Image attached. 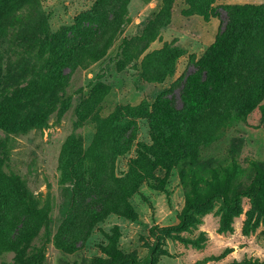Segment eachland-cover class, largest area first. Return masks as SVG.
Returning a JSON list of instances; mask_svg holds the SVG:
<instances>
[{
  "label": "rangeland",
  "instance_id": "rangeland-1",
  "mask_svg": "<svg viewBox=\"0 0 264 264\" xmlns=\"http://www.w3.org/2000/svg\"><path fill=\"white\" fill-rule=\"evenodd\" d=\"M202 1L0 0V121L38 116L26 129L0 125V195L10 200L2 179L14 175L34 198L35 215L59 222L66 167L69 173L81 159L87 165L103 156L102 193L142 176L130 198L135 218L110 213L91 226L89 212L101 203L97 194L80 198L66 229L77 251L58 249L43 225L33 245L44 248V264H114L108 251L115 234L117 254L126 257L121 264H264V99L246 120L229 107L252 82L249 59L236 60L225 89L197 120V134L215 122L219 129L196 158L169 170L156 165L149 174L137 164L145 148L157 146L148 118L153 105L165 95L184 106L188 75L228 21L225 6L264 3L211 0L207 14ZM109 7L122 10L119 20L106 14ZM95 24L96 39L87 31ZM66 39L72 42L64 54ZM109 119L116 128L105 125ZM188 199L195 204L183 227ZM3 207L7 221L19 214ZM226 212L232 218L222 228ZM3 247L0 264H21Z\"/></svg>",
  "mask_w": 264,
  "mask_h": 264
},
{
  "label": "trees",
  "instance_id": "trees-1",
  "mask_svg": "<svg viewBox=\"0 0 264 264\" xmlns=\"http://www.w3.org/2000/svg\"><path fill=\"white\" fill-rule=\"evenodd\" d=\"M110 1L117 3V0ZM128 1L123 0V4ZM213 1H202L207 14L209 13L208 10H214V8L210 7ZM123 4L121 8H124L125 5ZM216 10H218V7H216ZM225 10L228 12L227 23L220 31L208 53L201 59L197 70L187 77L183 94L184 106L179 109L172 99L161 95L148 115L151 135L157 142V146L152 148V150H148V148L146 150L145 148L137 163H142L141 169L144 172H148V174L156 165L169 170L183 160L196 158L200 151L199 147L212 141L219 129V123L215 122L214 125L201 134H197L194 127L202 112L225 89L231 66L238 58L250 60L252 82L240 94L234 95L229 107L236 111L237 117L246 120L264 99V3L236 4L225 6ZM163 11L165 12V9ZM110 12L114 14L115 19L119 20L122 16V10L118 12L116 9L109 7L106 14ZM95 25L98 31L94 27H92L93 30L87 29V31L90 33V37L96 39L101 34V29L100 24ZM46 33H48L47 30H43V34ZM75 40L78 41L79 39ZM70 42H72V39L61 40L60 47L64 54L69 50L68 44ZM83 45L84 42L80 46L82 47ZM85 54H88L87 51L83 53V55ZM1 73L2 71L0 70V79L2 77ZM2 111L3 108L0 107V116ZM37 119L38 116L30 115L19 119L15 118L7 124L0 121V125L5 130L12 132L18 129H26ZM105 125L111 128L117 127L114 119L107 120ZM111 131L114 130L112 129ZM127 139L130 138L127 137ZM75 152L74 150L72 151V153ZM97 155H94L95 157L92 159L91 164L86 165L81 159V162L70 168L69 173L66 167L64 177L66 179L65 182H69L64 186L59 222L55 221L54 218L47 217L45 213L35 215V211L33 212V209L36 210L35 200L23 192L16 176H5L2 179L3 184H5L11 194V198L8 200L3 195H0V209L4 206L3 210H6L11 204L19 211V214L11 221H7L4 216L0 217V244L4 246L2 248L4 251L14 252L16 260L21 264H44V248L33 245V240L39 235L43 225L46 226L45 234L47 238L52 237L54 244L64 253H72L80 249V247L69 241L72 237L67 234L66 229L69 228L76 210L82 204L80 198L83 199L85 196L97 194L102 206L89 212L88 220L91 226L100 222L110 213H119L129 218H135L130 198L142 181V176L134 174L133 179L131 178L130 181L119 184L117 188L112 189L111 193H102V184H104V176L108 167L103 156ZM101 158H103V162L100 163L99 160ZM210 199L208 197V202ZM194 204L195 201L188 199L184 209L185 217L181 221V225H184L183 227L190 225L189 218L191 217V210L194 208ZM225 205L228 208H234H232V203L228 200ZM21 218L24 219L23 222H21ZM231 218L230 212L224 214L222 228L228 227ZM20 223H22V226L19 227L20 230L16 234L17 237L13 239L11 234ZM55 227L56 231L54 232ZM110 241L109 250L111 251H108V253H110L112 261L114 264H121L122 261L124 263L126 257H123V260L117 254V234L112 235ZM127 260H131L133 263L132 258ZM108 261L102 260V263H107Z\"/></svg>",
  "mask_w": 264,
  "mask_h": 264
}]
</instances>
